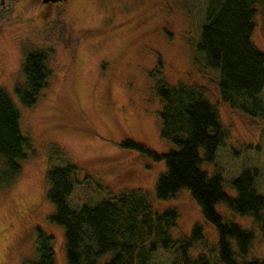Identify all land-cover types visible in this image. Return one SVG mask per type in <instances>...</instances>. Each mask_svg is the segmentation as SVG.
<instances>
[{"label": "rangeland", "instance_id": "374dc122", "mask_svg": "<svg viewBox=\"0 0 264 264\" xmlns=\"http://www.w3.org/2000/svg\"><path fill=\"white\" fill-rule=\"evenodd\" d=\"M205 7L206 0H17L0 7V89L14 102L20 132L30 142L18 176L0 185V264L35 261L37 228L52 237L55 264H67L63 229L48 221L53 206L45 181L49 168L66 164L76 168L68 198L74 209L134 191L147 197L153 211H176L169 247L159 246L149 264H192L200 255L223 264L216 230L187 190L156 199L154 185L164 163L120 147L130 140L156 154L175 149L159 136L162 103L155 84L200 87L227 133L201 169L208 176L219 174L232 198L231 181L244 169H256L255 191L264 198V87L254 114L222 102L218 71L208 68L196 49ZM253 19L251 41L264 54V17L258 7ZM33 50L47 54L50 75L35 104L25 107L14 86L23 84L21 64ZM214 209L223 221L253 233L244 256L230 240L237 262L264 259V236L253 218L224 203ZM260 215L264 218V208ZM196 225L201 237L191 242L185 255L191 262L185 263L178 241L189 239Z\"/></svg>", "mask_w": 264, "mask_h": 264}, {"label": "trees", "instance_id": "16d2710c", "mask_svg": "<svg viewBox=\"0 0 264 264\" xmlns=\"http://www.w3.org/2000/svg\"><path fill=\"white\" fill-rule=\"evenodd\" d=\"M264 17V0H206L204 23L196 49L203 54L208 68L218 71V92L222 102L247 114L260 108L258 95L264 87V54L251 41L256 8ZM47 54L33 50L23 59V84L14 86L21 105L31 107L47 86L50 71ZM161 100L160 138L175 146L156 154L140 143L125 140L120 147L135 150L154 161L164 163L154 185L157 200H167L180 190H187L200 207L202 216L217 233L219 261L223 264H264V259L237 262L230 248L244 256L253 233L234 223L225 222L215 205L224 203L230 210L253 218L264 236V198L255 191L256 169H244L231 181L234 198L222 189L219 174L208 176L201 169L211 162L227 133L219 121L214 105L197 86H169L164 80L155 84ZM239 102V104L237 103ZM261 109H264L263 107ZM30 142L19 129V112L8 94L0 89V185H9L20 172V162L27 157ZM75 166L51 167L45 172L46 198L53 206L50 224L63 229L64 255L67 264H149V257L161 246L169 247V230L175 225L176 211H153L147 197L140 192L119 193L94 205L72 208L68 198L75 182ZM201 237L194 226L189 239H180L182 256ZM36 260L29 264H55L52 237L36 229ZM109 255L105 260L104 257ZM192 264H211L200 255Z\"/></svg>", "mask_w": 264, "mask_h": 264}, {"label": "flooded vegetation", "instance_id": "af4514ba", "mask_svg": "<svg viewBox=\"0 0 264 264\" xmlns=\"http://www.w3.org/2000/svg\"><path fill=\"white\" fill-rule=\"evenodd\" d=\"M66 1H68V0H66ZM15 2H17V0H0V7H6V5H13V4H15ZM59 3H61V2H59ZM59 3H54V4H59Z\"/></svg>", "mask_w": 264, "mask_h": 264}, {"label": "water", "instance_id": "95a60500", "mask_svg": "<svg viewBox=\"0 0 264 264\" xmlns=\"http://www.w3.org/2000/svg\"><path fill=\"white\" fill-rule=\"evenodd\" d=\"M63 1H66V0H42V3H51V4H54V3H59V2H63Z\"/></svg>", "mask_w": 264, "mask_h": 264}]
</instances>
